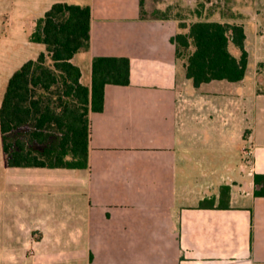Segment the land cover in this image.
I'll return each mask as SVG.
<instances>
[{
    "label": "crops",
    "instance_id": "0c3cea01",
    "mask_svg": "<svg viewBox=\"0 0 264 264\" xmlns=\"http://www.w3.org/2000/svg\"><path fill=\"white\" fill-rule=\"evenodd\" d=\"M140 1L32 0L42 11L29 36L54 3L90 6V48L72 59L80 82L91 86L95 57H127L130 84H107L103 110L90 112L88 168L9 167L6 159L0 264H264V196L255 194L264 80L246 27L258 22H238L244 79L196 87L170 41L188 29L142 18ZM15 13L5 0L4 26ZM212 198L213 207L200 206Z\"/></svg>",
    "mask_w": 264,
    "mask_h": 264
},
{
    "label": "trees",
    "instance_id": "16d2710c",
    "mask_svg": "<svg viewBox=\"0 0 264 264\" xmlns=\"http://www.w3.org/2000/svg\"><path fill=\"white\" fill-rule=\"evenodd\" d=\"M140 5L144 18V0ZM153 17L171 19L159 9ZM179 27L188 31L170 41L194 86L244 79L249 54L243 25L201 19L188 25L180 22ZM90 30L91 8L87 5L54 3L37 20L29 41L42 44L44 51L13 72L0 106L2 150L9 167H89V114L103 110L107 84H130L127 57H95L91 86L80 82L81 70L72 59L89 50ZM230 42L241 52L240 57L230 51ZM255 183V194L264 196V175L256 176ZM228 192V186L222 187V196ZM200 206L213 207L214 198Z\"/></svg>",
    "mask_w": 264,
    "mask_h": 264
},
{
    "label": "rangeland",
    "instance_id": "374dc122",
    "mask_svg": "<svg viewBox=\"0 0 264 264\" xmlns=\"http://www.w3.org/2000/svg\"><path fill=\"white\" fill-rule=\"evenodd\" d=\"M4 1L0 0V12ZM158 1L161 3L160 10L166 11L179 23L187 25L201 19L230 24L257 20L258 24L246 25L249 34L248 47L252 54L253 67L264 80V0H148L146 15L153 17ZM13 6L20 11L18 15L22 18L15 13L13 22L5 24V27L0 15V102L13 72L44 50L43 45L30 43L28 35L31 30V17L42 11V7L38 10L33 8L32 0H13ZM229 47L234 55L237 52V57H240L241 52L233 43L230 42ZM4 167L6 157L1 148L0 134V176L3 175Z\"/></svg>",
    "mask_w": 264,
    "mask_h": 264
}]
</instances>
